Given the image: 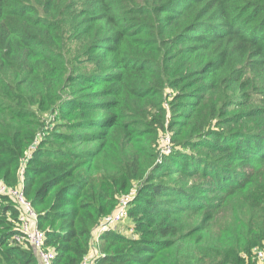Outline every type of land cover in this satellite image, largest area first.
Segmentation results:
<instances>
[{"label": "trees", "instance_id": "16d2710c", "mask_svg": "<svg viewBox=\"0 0 264 264\" xmlns=\"http://www.w3.org/2000/svg\"><path fill=\"white\" fill-rule=\"evenodd\" d=\"M40 133L24 195L51 264H264V0H0L1 183ZM179 173L205 182L156 183ZM134 185L136 237L95 246ZM18 215L0 196V264H39Z\"/></svg>", "mask_w": 264, "mask_h": 264}, {"label": "built area", "instance_id": "2783aa9c", "mask_svg": "<svg viewBox=\"0 0 264 264\" xmlns=\"http://www.w3.org/2000/svg\"><path fill=\"white\" fill-rule=\"evenodd\" d=\"M41 137L42 133L37 135L32 144L27 148L23 158L20 161L17 176L18 185L14 188H11L0 182V196L10 198L14 202L19 212L18 221L20 225V233L14 236V240L18 243L25 242L29 244L34 250L39 264H51V261L54 258V253L45 249L44 234L38 228V214L24 195L26 166L29 162V159L32 158L35 151L37 150ZM164 141L165 148L162 153L167 155L169 154L170 147V140L168 136L165 137ZM137 190L138 187L134 185L126 194H122L118 199V203L114 211L110 215H107L100 220L93 232L92 238L94 245L99 243V239L102 234L111 231L113 227L127 218L128 210L130 209L131 203L137 194ZM128 233L129 236H132V238L136 237L133 229H131ZM250 254L254 260H257L260 263L264 261L263 249L255 247L251 250ZM243 257L246 256L243 255ZM80 264H93V262H91L88 257L85 258Z\"/></svg>", "mask_w": 264, "mask_h": 264}, {"label": "rangeland", "instance_id": "374dc122", "mask_svg": "<svg viewBox=\"0 0 264 264\" xmlns=\"http://www.w3.org/2000/svg\"><path fill=\"white\" fill-rule=\"evenodd\" d=\"M89 68H90L89 65H85V67H84V69H86V70H89ZM167 104H168V102L165 103V108L166 109H168V105ZM56 126H57V124H56ZM165 126H167V123H165ZM166 136H168V138L170 140V144H169L170 147H169V154L164 155L162 152L164 151V148H165V141L164 140H165V137ZM157 152H158L157 153V157H156V160H155V163H154L155 166L161 164V162L164 161V158H166L167 156H169L171 154V152H172L171 134L167 130H165L163 132H160ZM171 179L172 180L170 182L167 179H160V180L156 181V183H158V182H162L164 184H167V183H176V184L182 185V186H189V185H191L194 182H202V183L205 182L204 181L205 180L204 178L194 177L193 179H189V178L184 177L180 173L179 174H175V175L174 174H171ZM138 185L140 186V183H138ZM163 200L166 201L168 199L165 198ZM131 229H134L132 220H129L128 218H125L122 222H120L118 225H116L115 227H113L111 229V231H115L117 233L124 234V235H129L128 232ZM95 246H97V244ZM256 247L259 248L258 246H256ZM246 256L248 257L249 256V253H246ZM252 260H254L253 257H252Z\"/></svg>", "mask_w": 264, "mask_h": 264}]
</instances>
